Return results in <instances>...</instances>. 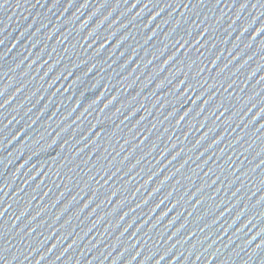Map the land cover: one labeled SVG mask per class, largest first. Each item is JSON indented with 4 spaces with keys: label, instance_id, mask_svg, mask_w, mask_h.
I'll return each instance as SVG.
<instances>
[{
    "label": "water",
    "instance_id": "95a60500",
    "mask_svg": "<svg viewBox=\"0 0 264 264\" xmlns=\"http://www.w3.org/2000/svg\"><path fill=\"white\" fill-rule=\"evenodd\" d=\"M0 92V264H264V0H0Z\"/></svg>",
    "mask_w": 264,
    "mask_h": 264
},
{
    "label": "snow or ice",
    "instance_id": "6c2138e0",
    "mask_svg": "<svg viewBox=\"0 0 264 264\" xmlns=\"http://www.w3.org/2000/svg\"><path fill=\"white\" fill-rule=\"evenodd\" d=\"M0 94H2V92H0ZM0 107H3V105H0ZM181 119H183V117H181ZM3 257L0 256V259H2Z\"/></svg>",
    "mask_w": 264,
    "mask_h": 264
}]
</instances>
